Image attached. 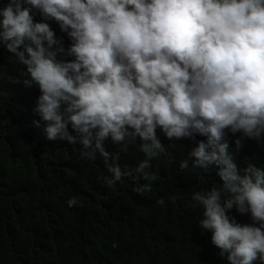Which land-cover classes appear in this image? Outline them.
I'll return each instance as SVG.
<instances>
[{"label":"clouds","instance_id":"obj_1","mask_svg":"<svg viewBox=\"0 0 264 264\" xmlns=\"http://www.w3.org/2000/svg\"><path fill=\"white\" fill-rule=\"evenodd\" d=\"M0 46L24 66L23 84L39 90L33 125L80 145L86 160L103 158L108 189L130 177L151 192L159 179L151 161L177 146H164L157 129L193 141L181 171L222 182L191 194L199 227L227 264H264V166L241 167L226 141L227 130L241 134L237 150L242 138L264 146V0H8ZM106 141L138 147L143 159L122 168ZM233 208L252 223H238Z\"/></svg>","mask_w":264,"mask_h":264},{"label":"trees","instance_id":"obj_2","mask_svg":"<svg viewBox=\"0 0 264 264\" xmlns=\"http://www.w3.org/2000/svg\"><path fill=\"white\" fill-rule=\"evenodd\" d=\"M7 2L0 0V7ZM33 14L34 22H41L39 12ZM49 23L67 49V35L56 22ZM23 70L0 46V264H227L211 233L199 227L202 210L191 200L193 192L222 182L214 172L201 181L199 170L179 168L193 141H169L157 129L164 146H177L151 161L150 171L159 176L151 192H138L145 181L130 177L108 189L103 158L86 160L80 145L48 140L43 124L33 125L39 120L32 109L40 93L23 84ZM238 138L240 133L226 130L241 167L264 166V146L242 138L237 150ZM105 147L120 155L122 168H134L143 159L138 147L124 152L110 141ZM71 197L79 206L66 204ZM229 215L242 225L252 223L250 214L235 208Z\"/></svg>","mask_w":264,"mask_h":264}]
</instances>
